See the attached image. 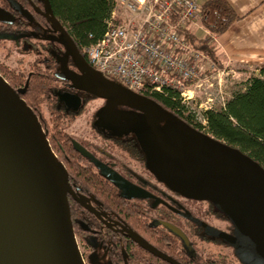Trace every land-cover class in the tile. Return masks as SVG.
Returning a JSON list of instances; mask_svg holds the SVG:
<instances>
[{"label":"flooded vegetation","instance_id":"af4514ba","mask_svg":"<svg viewBox=\"0 0 264 264\" xmlns=\"http://www.w3.org/2000/svg\"><path fill=\"white\" fill-rule=\"evenodd\" d=\"M0 11L8 15L0 22V61L25 79L13 90H24L19 95L25 102L33 78L44 81L52 97L54 115H35L45 134L50 119L58 132L53 153L68 175L72 229L83 264H242L221 235L235 236L231 205L184 195L160 179L132 125L143 115L73 87L67 78L81 73L61 42L68 35L77 45L52 10L57 26L45 17L44 1L0 0ZM156 103L205 133L198 120Z\"/></svg>","mask_w":264,"mask_h":264},{"label":"water","instance_id":"95a60500","mask_svg":"<svg viewBox=\"0 0 264 264\" xmlns=\"http://www.w3.org/2000/svg\"><path fill=\"white\" fill-rule=\"evenodd\" d=\"M43 1L45 17L57 26L49 1ZM6 16L0 11V22H7ZM61 43L81 73L67 78L73 87L140 112L132 125L154 173L184 195L230 204L235 236L220 234L242 264H264V168L96 72L68 35ZM23 91L13 90L0 75V264H83L72 229L67 172L20 98Z\"/></svg>","mask_w":264,"mask_h":264},{"label":"built area","instance_id":"2783aa9c","mask_svg":"<svg viewBox=\"0 0 264 264\" xmlns=\"http://www.w3.org/2000/svg\"><path fill=\"white\" fill-rule=\"evenodd\" d=\"M113 3L103 36L80 46L87 63L133 93L176 96L187 114L204 126L205 112L215 111L208 90L225 69L217 70L181 35L190 24L201 28L202 0H113ZM204 70L215 73L208 77ZM198 92L206 96L204 104L198 102ZM220 101L224 109L226 102L222 97Z\"/></svg>","mask_w":264,"mask_h":264},{"label":"trees","instance_id":"16d2710c","mask_svg":"<svg viewBox=\"0 0 264 264\" xmlns=\"http://www.w3.org/2000/svg\"><path fill=\"white\" fill-rule=\"evenodd\" d=\"M35 1V0H34ZM41 2V0H37ZM54 16L66 28L75 41L79 51L80 46L89 45L100 39L106 30V21L113 10V0H48ZM238 17L225 0H206L201 5L199 23L209 35L197 37L195 29L187 26L182 37L195 51L201 53L217 70L225 68L219 59L218 51L211 41V36L224 32ZM0 75L9 83L12 89L23 86L25 79H21V72L7 67L0 61ZM260 77L247 78L244 90L234 93L226 102L224 109L205 112L203 126L197 124L199 130L211 137L248 155L253 161L264 168V65L260 67ZM209 76L215 71L208 72ZM44 81L33 78L26 90L25 103L30 109L49 115L52 114V97L48 94ZM156 102L162 103L174 113L188 120L195 119L187 114L176 96L150 95ZM197 120V119H196ZM46 138L53 150L54 138L58 136L55 123L50 119L47 123Z\"/></svg>","mask_w":264,"mask_h":264},{"label":"crops","instance_id":"0c3cea01","mask_svg":"<svg viewBox=\"0 0 264 264\" xmlns=\"http://www.w3.org/2000/svg\"><path fill=\"white\" fill-rule=\"evenodd\" d=\"M225 1L238 19L221 34L210 37L223 68L246 78L260 77L259 70L264 65V0ZM188 26L194 28L192 24ZM194 29L195 34L201 31L199 37L209 35L202 27Z\"/></svg>","mask_w":264,"mask_h":264},{"label":"rangeland","instance_id":"374dc122","mask_svg":"<svg viewBox=\"0 0 264 264\" xmlns=\"http://www.w3.org/2000/svg\"><path fill=\"white\" fill-rule=\"evenodd\" d=\"M200 35H201V31L198 30L196 36L199 37ZM203 74L204 75L206 74L207 76L209 73L208 71L206 72V70H204ZM216 74L214 76H216ZM239 75L240 74H238L235 70L234 71L225 70L223 74H219V77H217L215 81H213L214 87L208 90V95H210V97L214 99L215 111H218L221 109V106H222L221 101H220L221 97L224 99L225 102H227L228 100L231 99L234 93L241 92L244 90L247 78L245 75H241V76ZM112 81L120 84V82H118L117 80H112ZM196 97L199 98L197 99L199 103L200 102L203 104L205 103L206 96L201 95V93L198 92ZM74 129H75V126L72 127V130ZM69 131H70V128H69Z\"/></svg>","mask_w":264,"mask_h":264}]
</instances>
